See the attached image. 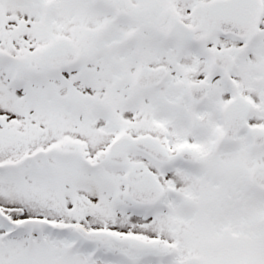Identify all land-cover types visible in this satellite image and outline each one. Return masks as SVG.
<instances>
[{
	"label": "snow or ice",
	"instance_id": "1",
	"mask_svg": "<svg viewBox=\"0 0 264 264\" xmlns=\"http://www.w3.org/2000/svg\"><path fill=\"white\" fill-rule=\"evenodd\" d=\"M0 264H264V0H0Z\"/></svg>",
	"mask_w": 264,
	"mask_h": 264
}]
</instances>
